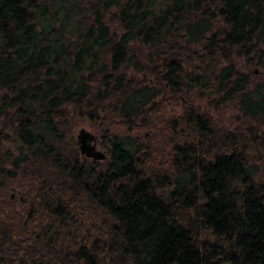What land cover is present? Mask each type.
Masks as SVG:
<instances>
[{"label": "trees", "instance_id": "obj_1", "mask_svg": "<svg viewBox=\"0 0 264 264\" xmlns=\"http://www.w3.org/2000/svg\"><path fill=\"white\" fill-rule=\"evenodd\" d=\"M263 125L264 0H0V264H264Z\"/></svg>", "mask_w": 264, "mask_h": 264}, {"label": "rangeland", "instance_id": "obj_2", "mask_svg": "<svg viewBox=\"0 0 264 264\" xmlns=\"http://www.w3.org/2000/svg\"><path fill=\"white\" fill-rule=\"evenodd\" d=\"M240 67L243 70H246V71L249 69V68H247L244 65L243 61H242L241 65H240ZM252 68L254 69L255 73H258V74L261 73V68L260 67L253 66ZM137 75L139 77L144 78L147 82H151L152 81L151 80V78H152L151 74H149L145 70L137 73ZM160 98H161V96L158 97V99H160ZM200 102L202 104V107L206 108L205 103L202 102V101H200ZM161 104H163V108H162L161 112L154 114L155 116L152 118L153 119L152 122L154 124L155 123L156 124L159 123L160 120L162 119V116L163 117H165V116L170 117V116L174 115L176 112H178V107H175V104L172 103L171 101H165V103L163 102ZM207 110H208L209 113H212L214 115V117H215L216 121L218 122V124H220V126H223L224 128H227V129L231 130L235 126H240V127L244 126V123L241 122L238 119V112L234 111L233 109L231 110L229 108H225L224 110H221V111H218V112H216L215 110H213L211 108L207 109ZM80 126H83L85 129H89V130L93 131L94 133H96L97 140H98L97 147L98 148L101 147V148L105 149L100 144V137H101L102 133L100 131L98 132L96 129H93L91 127V125L89 124V122H87V121L77 122V124L73 127V129H72L73 130V134H72L73 141L75 140V132L77 131V128L80 127ZM104 128H106V129L109 128V131H111V132H115V131H118L120 133L125 132V128L122 125L120 126L119 124H116V123H114L113 125H110V126H104ZM262 128L264 129V125H263ZM5 144L10 147V144L7 141L5 142ZM75 144H76V141H75ZM76 147H77V144H76ZM15 181L16 180H13L12 185H8L6 187L7 188L6 192H7V194L10 195L11 198H13V196H15L18 193V191H19V188L16 185L17 181L16 182Z\"/></svg>", "mask_w": 264, "mask_h": 264}, {"label": "water", "instance_id": "obj_3", "mask_svg": "<svg viewBox=\"0 0 264 264\" xmlns=\"http://www.w3.org/2000/svg\"><path fill=\"white\" fill-rule=\"evenodd\" d=\"M74 141H76L78 151L88 158L100 160L107 156L105 149L97 147L96 133L83 126L77 128Z\"/></svg>", "mask_w": 264, "mask_h": 264}]
</instances>
